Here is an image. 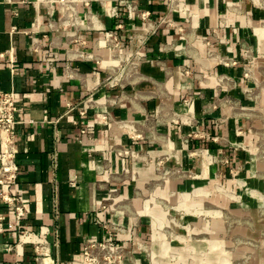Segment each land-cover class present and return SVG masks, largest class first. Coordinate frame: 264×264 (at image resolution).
I'll return each instance as SVG.
<instances>
[{
    "label": "crops",
    "instance_id": "obj_1",
    "mask_svg": "<svg viewBox=\"0 0 264 264\" xmlns=\"http://www.w3.org/2000/svg\"><path fill=\"white\" fill-rule=\"evenodd\" d=\"M9 91L25 213L0 196V264H68L104 240L159 264L166 209L251 174L264 0H0ZM22 231L45 239L41 263Z\"/></svg>",
    "mask_w": 264,
    "mask_h": 264
},
{
    "label": "rangeland",
    "instance_id": "obj_2",
    "mask_svg": "<svg viewBox=\"0 0 264 264\" xmlns=\"http://www.w3.org/2000/svg\"><path fill=\"white\" fill-rule=\"evenodd\" d=\"M259 107L263 116L259 129L264 131V92ZM263 139L259 136L247 148L250 158L246 164L251 174H237L240 183L212 185L206 190L210 192L207 197L193 193L185 200L181 196L179 201L185 206L165 210V227L171 234L163 242L169 249L153 262L264 264Z\"/></svg>",
    "mask_w": 264,
    "mask_h": 264
},
{
    "label": "built area",
    "instance_id": "obj_3",
    "mask_svg": "<svg viewBox=\"0 0 264 264\" xmlns=\"http://www.w3.org/2000/svg\"><path fill=\"white\" fill-rule=\"evenodd\" d=\"M17 112L15 92H0V142L4 147L0 153V196L5 203L14 207L17 215L21 217L25 213L21 199L10 194V189L19 176L15 147ZM98 223L102 225L101 221ZM19 239L20 242L32 244L35 247L38 255L37 262L41 263L45 239L29 231H22ZM125 258L126 251L119 243L104 240L86 243L82 260L70 261L68 264H124Z\"/></svg>",
    "mask_w": 264,
    "mask_h": 264
}]
</instances>
